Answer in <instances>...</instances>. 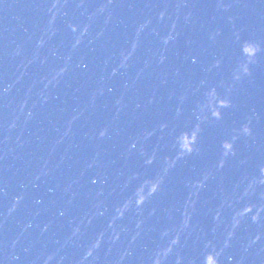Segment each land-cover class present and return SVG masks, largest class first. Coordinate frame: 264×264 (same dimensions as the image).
Listing matches in <instances>:
<instances>
[{
	"label": "water",
	"instance_id": "95a60500",
	"mask_svg": "<svg viewBox=\"0 0 264 264\" xmlns=\"http://www.w3.org/2000/svg\"><path fill=\"white\" fill-rule=\"evenodd\" d=\"M237 33L264 47V0H0V258L151 264L170 249L164 264L212 251L220 264H264V51L231 88ZM217 96L232 102L222 121ZM245 116L253 137L225 159L221 143ZM176 138L200 149L172 168ZM165 169L152 197L145 186Z\"/></svg>",
	"mask_w": 264,
	"mask_h": 264
},
{
	"label": "clouds",
	"instance_id": "9594fccd",
	"mask_svg": "<svg viewBox=\"0 0 264 264\" xmlns=\"http://www.w3.org/2000/svg\"><path fill=\"white\" fill-rule=\"evenodd\" d=\"M108 3H111V0H108ZM53 8H55V5H53V7H51L49 10L51 11ZM104 8L105 7H102L99 10L103 11ZM55 9H57V8H55ZM55 15H56V13L53 12V17H55ZM163 16H164V13L161 12L159 14V18L162 19ZM147 24H148V21L146 20L144 22V24L140 25L136 29L137 39H133L132 44H131V51H129L127 54H125L123 52L121 53L122 59L120 61V67H126L127 66V61L129 59V57L132 55V52L135 51V49L137 47L139 34ZM49 26H50V22H49ZM73 31H75V28H73ZM171 39H172L171 33H169L166 36L161 37V40H162L163 44H165V45H167ZM236 40L239 42L240 61L232 70L231 80L233 83H230L231 88L233 87V84L240 82L242 80V78L251 76L252 66L258 63L257 54L260 53L261 51H264V47H262L261 42L258 40L248 39V40H242L241 41L238 33L236 34ZM80 43H81V41L77 40L72 45V47L75 48ZM43 44H44V39H40L37 41V47H40ZM245 49H252L251 55L246 53ZM163 60H164V57L161 56L160 61L163 62ZM218 65H219V62H217L216 66H218ZM241 65H243V67H241ZM65 71H66V67L58 68L52 76V81H55L57 79V77L64 74ZM115 71H116V69H113V74L115 73ZM52 81H49V83H51ZM45 87H47V84L45 85ZM5 91H7V89H5ZM44 99L46 100L47 97H44ZM117 103H119V101H117ZM214 103L219 104L220 108L218 111L214 112L213 115L215 116V118L218 121H222L223 120V113L221 110L232 107L231 99L228 97L227 100H225V98L217 96L215 98ZM21 107H23V105ZM205 110L207 111V109H205ZM256 118L258 119V117H256ZM252 121H253V116H245L243 122L238 127L234 126L229 130L227 138L224 141H222V143H221V147H222V149H224L223 154H224L225 159H227L230 156L235 155L234 149L236 148V144L238 141H240L241 139H244L245 142H247L248 139L253 137ZM107 132H108L107 128H102L99 131L98 136L103 138L106 136ZM174 144H175L174 153L179 154L181 151H183V156H180L178 159L173 160V164L171 166L172 168L175 167V165L177 164L178 161L187 160L189 157L197 156L199 154L200 146H199V140L198 139L193 140L191 143V146L189 148H183V141L181 139H178V138L174 139ZM132 147L134 148L135 144H133ZM148 162L150 163L151 161H148ZM220 166H222V163ZM260 171H261L262 176H264V167H261ZM167 174H168V169H165V175L164 176H161L159 179L153 180L151 184L145 186V189L151 188V192L149 193V195L154 197L161 191V186L163 185L165 176ZM261 182H264V180H262ZM93 183H95V181H93ZM145 189H141L140 191L143 192ZM21 199H22V194H21V196H17L14 198L11 207H9L7 210V212L9 214L12 213L16 209V206ZM130 202H134L137 207H141L144 203V198H142V196H140V195H137L134 198V201H130ZM130 202H126L125 205H122L121 208H118L116 210L117 214H122L123 208L126 207L127 204ZM249 211H251L250 206L241 210L240 214L243 215ZM255 219H257V217L253 216V220H255ZM29 226H30V222H29V224L25 225V228H27ZM46 229H47V226L45 225L44 228L41 229V231H45ZM76 231H78V227H77V229L74 230L73 234H75ZM118 238L119 237L117 235V239ZM254 242L255 241H253V243ZM15 243H16V241L14 240L12 242L13 248L15 247ZM98 246H99V241H97L96 244H93L88 249L86 256H91L93 254V250L95 248H97ZM227 246H228V242L225 241V247H227ZM250 246L251 245H249L248 247H250ZM247 250H248V248H245V251H247ZM169 251H170V249L158 250L151 257V264H164V261L166 260ZM128 254H129L128 250L125 249V251L121 254V259H123ZM54 258L55 257H53L51 255L45 256L43 259V264H49V261L53 260ZM18 260H19V257L17 255H10L9 257L0 258V264H13L14 261H18ZM62 261H63V257H59L56 260V264H62ZM231 261H232V258L228 257V264H231ZM177 264H180V262L178 261ZM201 264H220V262H219L217 254L214 251H212V252H208L204 255Z\"/></svg>",
	"mask_w": 264,
	"mask_h": 264
}]
</instances>
